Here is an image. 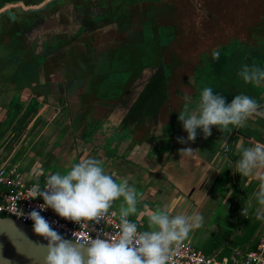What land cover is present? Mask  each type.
Returning <instances> with one entry per match:
<instances>
[{
	"label": "crops",
	"instance_id": "crops-1",
	"mask_svg": "<svg viewBox=\"0 0 264 264\" xmlns=\"http://www.w3.org/2000/svg\"><path fill=\"white\" fill-rule=\"evenodd\" d=\"M76 1L73 0L71 3L79 7L80 3ZM173 1L175 5L167 3L173 11L166 6L169 12L166 17H157L158 21L152 24L155 28L150 23H146L148 29L152 27V33L155 35L158 27L162 29L160 35H166V41L170 42L166 46L170 53L163 57V64L172 66L170 78L168 77L170 83L168 90L167 86H163L159 92L165 96L168 92L170 97H174V101L177 98L191 97L194 100L190 106L194 108L205 87H211L215 94L226 97V102L230 103L229 95L232 92L230 90L232 86L229 84L233 82L240 87L238 89V85H235V96L244 94L258 104L264 105V85L257 87L254 84L245 83L239 76V72L238 75L236 73L230 77L225 76L223 70L213 76H209L206 70L195 72L201 64L204 67L211 65V62L204 60L213 57V54H206L207 49H219L220 56L227 55L228 52L223 51H234V42H238V44L249 46L250 50L264 51V0H257V10L253 0H204L201 3L200 9L203 11L201 15H193L189 12L181 14L179 27L183 30V39L176 34L178 33V26L175 27L177 12L173 9L178 7L179 1ZM106 2H109V6L111 5L110 0ZM105 4L107 6V3ZM122 4L123 13L117 16L116 22L111 21L110 10L106 13L73 10L80 11V14H74L75 22L67 20L69 24L66 25L72 27L70 30L81 27L93 28L94 24L99 25L98 21L104 17L107 19L103 21L104 25L98 26L96 30L94 28L89 30V34H92L95 41L100 44L111 41L115 45L108 47L95 45L89 55L84 50L73 49L72 65H66L65 61L59 65L56 63L58 70L54 74L47 73L49 69H44L45 73L39 77L38 90L33 89L38 91L40 102L44 101L36 114V118L42 119V122L36 125L32 120L25 127L24 134L12 133L8 141H2L0 138V144L5 145L2 146L3 149L0 147V163L18 164L22 169H28L30 177L34 176L37 180L51 173H66L85 156L96 158L106 172L128 179L129 184L142 194L137 204L140 214L129 217L137 223L139 231L148 229L147 212L149 210L168 205L173 207L176 213L192 215L199 212L203 215V225L190 232L183 241L192 243L204 254L220 251L222 255H229L236 249L244 252L254 250L255 245L264 239V220L256 218L258 209L264 211L256 200L259 184L264 181L254 179L249 183L247 178L237 173L234 165L241 156L242 148L252 147L256 142L264 143V118L254 117L246 122L245 127L238 128L230 125L227 132H219L214 127L212 135L207 139H204L197 130L198 135L194 143L180 144L177 143V138L187 136L177 118L184 106L180 108L172 103L164 108L156 109L151 99L150 106L146 99H142V88L136 94L134 93L135 99L141 96V100L135 102L132 108V105L128 104L123 107L117 101L114 102L116 105L112 102H110L111 105L106 103L105 108L103 103L102 108L107 109L104 117L96 114L90 117L92 112L89 109L86 110L81 105L75 104L77 100L74 97L78 95H67V92L56 90V84L50 87L51 93L45 92L47 89L45 83L48 81L64 85L66 81L73 79V75L68 77L65 67H63L64 71L61 66L73 68L78 63L89 69L90 65L96 67L100 63L102 67L105 64L104 54L115 50L128 33V30L123 29V20L129 17V12H132L128 8L134 6H127L123 2ZM142 5L149 6L150 11L155 8L150 4ZM63 12L60 15L55 13L54 17L63 21L66 14ZM147 15V10L143 13L136 12V15H131L133 20L131 19L132 21L127 24L132 26L133 29L132 27L130 29L138 33L140 37L144 34L142 25ZM97 16L98 19H96ZM2 17L4 16H0V21ZM164 22L167 26H160V23ZM61 23L55 22L58 25ZM213 31L215 34L211 35L210 32ZM101 33L106 35L103 39ZM244 33L245 39L239 40L237 36ZM221 34L231 35L229 41H223L222 36H217ZM147 40L151 41L150 36ZM1 48L4 51L7 50L3 46ZM0 57L6 56L0 53ZM89 58H92L91 61ZM9 66H11L9 62L2 64L0 59L2 74L5 76L12 74L10 70H7ZM56 72H60V75ZM154 73L156 72L153 69L144 71V75L149 74L150 77ZM71 74H75V70ZM96 75L90 74L89 78L87 74L85 78L96 83L99 80ZM218 79L221 81L219 82ZM164 82L167 84L166 80ZM33 90H23L24 95L21 96L24 99L23 103L30 102ZM150 92H144L145 98H148ZM13 95L11 88L0 94L1 97H6V101L2 106L0 105V114L3 112V116L9 107L8 98ZM93 96H95L94 91L87 98L90 99ZM117 96L119 101L126 97L123 94ZM67 97L74 104H66L64 98ZM46 99L51 100L47 102ZM56 99L57 101H54ZM144 102L146 106H143ZM25 107L26 105L22 111ZM89 132L91 136L84 138L83 135H88ZM243 133L247 136L242 135ZM224 137L228 142V151L222 144ZM20 138L22 142L16 148L13 145L14 140L19 141ZM186 147L198 150L194 158L179 153ZM46 167L54 168V172L47 170ZM249 202L251 207L248 213L242 216L241 210L247 207ZM121 203L122 198L115 201L111 209L119 211Z\"/></svg>",
	"mask_w": 264,
	"mask_h": 264
},
{
	"label": "clouds",
	"instance_id": "clouds-1",
	"mask_svg": "<svg viewBox=\"0 0 264 264\" xmlns=\"http://www.w3.org/2000/svg\"><path fill=\"white\" fill-rule=\"evenodd\" d=\"M219 56V51L213 53V59H219ZM239 76L245 83L257 87L264 85V68L255 64L244 65ZM185 100L190 101V98L185 97ZM254 117L264 118V105L244 94L236 95L228 103L226 97L215 94L211 87H205L196 106L193 108L186 103L177 117L187 133L186 138L178 137L177 143H194L197 130L207 139L214 127L219 132L229 131L230 125L245 127L246 122ZM222 144L227 150L225 137ZM197 151L186 147L179 153L194 158ZM234 166L249 183L254 179L264 181V143L256 142L252 147L242 148ZM27 195L28 200L40 198L43 203L25 213L15 202L11 212L18 219L30 220L33 233L46 241L44 264H175L174 257L182 241L204 223L199 212L192 215L176 213L173 207L165 205L149 210L148 229L139 231L137 223L129 217L140 214L137 204L142 194L129 184L128 179L106 172L101 162L90 156L82 158L66 173L49 174L43 187L37 180ZM121 198L118 230L106 236L100 231L92 238L90 233L96 231L92 226L103 222L114 202ZM256 200L264 209V182L259 184ZM250 207L251 202L242 208L241 215H246ZM47 209L79 228L87 229L89 225L91 228L82 234L74 232L72 236L82 235L75 242L66 239L41 215ZM0 211L4 209L0 207ZM111 215L117 214L112 212ZM256 218L264 220V211L258 209Z\"/></svg>",
	"mask_w": 264,
	"mask_h": 264
},
{
	"label": "flooded vegetation",
	"instance_id": "flooded-vegetation-1",
	"mask_svg": "<svg viewBox=\"0 0 264 264\" xmlns=\"http://www.w3.org/2000/svg\"><path fill=\"white\" fill-rule=\"evenodd\" d=\"M125 5L127 6H135V5H153L154 7H158L156 11H148V7L145 8V10L148 11L147 18L144 19L143 22V30L144 34H147L145 37L150 36L151 41H148V38H144V34L140 37V35L134 31H132L130 28L132 26H127L129 24V21L131 22L133 18H131V15L129 14V17L126 18L123 23V29L128 30V33H126V36L124 37L123 42L117 48L113 51H108L104 54V57L106 60L105 64L101 67L100 63L98 66L94 67L91 66L89 69L85 68L82 65L76 64V67L71 68V71H69V67L67 66H61L65 67L66 74H69L70 72L75 70V74H72L73 79L68 80L65 82L64 85H61V83L56 82H46L47 87H52V85L56 84V90L64 91L69 94H76L78 97L76 98L75 104L81 105V107H84L86 110H90L92 113L90 117L93 116H99L104 117V113L107 111V109L102 108V104L105 103V108L107 105L112 102V104H115L114 102H119L123 107L128 105H132V107L135 106V102L142 99L145 100L150 106V99L152 100V105L157 108H164L166 106L171 105L174 103L177 107L182 108L186 103H192L194 99L190 98V101L185 100L184 98H177L174 101V97H170L169 93L167 92V95H163L162 92H159L163 88V86L169 85V73L172 66L168 67L163 64L165 55L170 53V50H168L166 47L167 44L170 42H167L166 35H160V31H163L162 29L157 28L156 35L152 33V27L155 28L152 24L155 23L153 19L154 13H159L157 17L163 16L166 17L168 12L167 10H164L166 6L169 5L163 4L161 0H121ZM77 3H80L79 7L82 8V10H88V3L83 0H77ZM104 9L103 11L106 13L109 11L110 6L108 5L109 2H106V0H103ZM189 4L193 6L194 9L201 10V2L200 0H188ZM107 3V6L106 4ZM153 7V8H154ZM80 11H70L66 12V14H80ZM136 15V14H135ZM63 16V15H61ZM67 16V15H65ZM61 18V17H60ZM75 19H72V22H75ZM132 19V20H131ZM52 20V19H50ZM55 20V19H54ZM53 21V20H52ZM58 22H62L61 24H55L52 22H48L46 24L51 27L53 31H56L59 36H54L57 40L56 44L53 46V49L55 50H70V49H76V50H84L89 55L92 53L93 47L96 46H111L115 45L114 43H111V41L105 42L103 45L96 42L95 38L92 34H89V29L85 27L81 28H74L73 30H70L72 27L67 26L66 24H69L68 21L61 20ZM146 23H150L152 27L148 29V25ZM133 29V27H132ZM159 32V34H158ZM158 35V36H157ZM45 37V36H44ZM52 37V35H51ZM234 51L232 54H227L226 57L219 56V59H213L211 57L210 59H204L205 61L211 62V65L209 67H204L203 64L198 66L196 68V71L206 70L209 76H213L215 73H219L220 71H225L224 69H228L231 66L236 65L238 68V71L240 72L241 67L238 66V63L241 61L246 63V65H257L261 68H264V51L263 50H257L253 49L250 50L249 46L238 44V42H234ZM228 51H225L227 53ZM236 52V53H234ZM234 53V54H233ZM85 57V55L83 54ZM92 57V55H91ZM92 58H89V61H91ZM103 60V61H104ZM203 60V61H204ZM93 61V60H92ZM202 61V62H203ZM50 62V59L47 61ZM234 62V63H233ZM236 62V63H235ZM104 63V62H103ZM203 66V67H202ZM68 69V70H67ZM98 69V71H97ZM147 69H153L156 73L152 74L150 77L149 74L144 75V71ZM211 69V71H210ZM88 74L90 78V74L96 75L99 80L94 83L88 81L85 76ZM169 77V78H168ZM147 78V79H143ZM164 80L167 81V84L164 82ZM87 81V82H85ZM55 86V85H54ZM142 88V95L139 96L137 99H135V94L137 91ZM165 88V87H164ZM86 89L88 91H86ZM166 89V88H165ZM78 91H81L79 94L76 93ZM94 91L95 96L91 97L90 99L87 98L90 93ZM145 91H151L148 95V98H145ZM89 92V93H88ZM135 93V94H134ZM118 94H123L126 97H123L122 99L118 98ZM133 94V96H130ZM75 96V95H74ZM130 96V97H129ZM73 97V96H72ZM188 97V96H187ZM66 100V104L71 105L74 103H71L69 101V98H64ZM107 103V105H106ZM111 105V104H110ZM143 106H146V103H143ZM39 111V110H38ZM23 111H19L17 113L10 112V115H4L0 116L5 120H11L7 123H13L12 125L15 126V124L19 125L20 121L19 118L23 115ZM96 114V115H95ZM37 116V115H36ZM36 116L32 119L36 125H40L42 122V119L36 118ZM31 120V121H32ZM29 121L28 124L31 123ZM19 122V123H16ZM12 126V128H13ZM14 130V129H12ZM15 134L19 133V131L14 130ZM24 131V129H23Z\"/></svg>",
	"mask_w": 264,
	"mask_h": 264
},
{
	"label": "water",
	"instance_id": "water-1",
	"mask_svg": "<svg viewBox=\"0 0 264 264\" xmlns=\"http://www.w3.org/2000/svg\"><path fill=\"white\" fill-rule=\"evenodd\" d=\"M72 1L73 0L18 1L3 5L0 8V10H2L0 11V16H4L0 21V53L6 56L0 57V59L2 60V64L7 62L11 64L7 70L12 72L11 76H5L2 74L3 66L0 67V94L11 88L12 95H14L8 99L12 100L15 98L24 101V99L21 98V96L24 95V89H37V87L40 86V81L38 80L31 86H28L29 83H27L26 75L22 73L24 71V67L31 63L36 64L38 67V79L40 75L45 73L44 69H49L47 73L54 74L55 71L58 70L57 64L59 65L61 62L65 61L64 63H66V65H72L74 50L53 49V46L57 42V40L53 37L55 35H59L56 31H53L49 25L46 26L48 22L55 23L58 21L54 17L55 13L60 15L63 11L64 14L65 12L82 9L71 3ZM83 1L88 3V10L91 12H99L104 9L103 0H91V2H89V0ZM110 2V19L111 21L114 20V22H116L118 19L117 16L120 13H123L121 10L123 4L120 0H110ZM178 8L179 7H173V9L177 12L175 15V27L178 26V33H176V31L174 32L178 34L181 39H183L184 33L179 27L181 25L180 17L182 13H179L180 9L178 10ZM128 9H131L130 11L132 12H129V14L131 13L132 16H134L136 12L143 13L145 11V9H141L139 5ZM157 9L158 8L155 7L153 11H156ZM169 9L173 11L171 6H169ZM55 10H57V12H55ZM149 10L150 8H148V11ZM164 10L168 9L165 8ZM158 14L159 13L153 14L152 20H154L155 23L158 21ZM64 15H67L63 19L65 21L74 19L72 14ZM96 19H98V16ZM104 20L107 21V19L102 17L98 21L100 22L99 25L94 24V30L98 29V26H103ZM96 22L97 21H95V23ZM160 26L165 27L167 24H165V22L160 23ZM93 28H89V30ZM257 29L258 28L256 27V30ZM210 34L214 35L215 31L210 32ZM146 35L147 34H144V38ZM105 36L106 35L101 33L102 39ZM217 36H222L223 41H229L231 37V35L223 34ZM237 37L239 40H242V38L246 37V35L245 33L239 34ZM1 46L9 50V52H6L7 50L4 51ZM216 51H219V49H207L206 54L210 55ZM49 59L50 62H47ZM69 71H71V67L69 68ZM57 74L60 75V72ZM71 75V72L67 74L68 77H71ZM33 91L32 98H35L41 106L44 101L40 102L39 97H35L38 91ZM45 92H48L47 89H45ZM46 100L48 102V100L51 99ZM4 101H6V97L3 98L0 96L1 106ZM54 101H57V99ZM23 104L24 106H27L28 102H24ZM45 244L46 241L42 240V238L33 233L32 226L24 225L11 219L0 218V264H44V257L46 255V249L44 247Z\"/></svg>",
	"mask_w": 264,
	"mask_h": 264
},
{
	"label": "built area",
	"instance_id": "built-area-1",
	"mask_svg": "<svg viewBox=\"0 0 264 264\" xmlns=\"http://www.w3.org/2000/svg\"><path fill=\"white\" fill-rule=\"evenodd\" d=\"M228 151V148L227 150ZM48 176H43L37 179L41 187L46 183ZM27 176V173L18 164L3 162L0 163V207L4 211H0V218H7L19 222L24 225L32 226V222L26 219H18L12 215L11 208L13 203H17V207L22 208L25 213L36 208L38 204H42L43 200L37 198L28 200L29 188L37 183ZM115 212L117 215L112 216ZM51 224V226L62 234L66 239H72L75 242L81 239L82 235H73L74 232L82 234L89 231V228H79L77 224L65 221L58 217L51 209H47L41 213ZM119 223V211L110 209L109 216L100 224L93 225L96 231L90 233L92 238H95L98 232L102 231L105 236L115 233L117 224ZM175 264H264V239L258 242L256 248L252 251L244 252L241 250H233L229 255H222L220 251L211 254H204L198 250L195 245L190 242L182 241L176 256L174 257Z\"/></svg>",
	"mask_w": 264,
	"mask_h": 264
},
{
	"label": "trees",
	"instance_id": "trees-1",
	"mask_svg": "<svg viewBox=\"0 0 264 264\" xmlns=\"http://www.w3.org/2000/svg\"><path fill=\"white\" fill-rule=\"evenodd\" d=\"M18 1L26 2L29 0H0V8L3 5L11 4L13 2H18ZM226 56H227L226 54L222 55V57H226ZM22 73L26 75L27 83H29L28 86H31L34 82L39 80L38 79V67L34 63H31L28 66H25L24 71ZM50 89H51L50 87H47L48 92H51ZM36 94H35L36 95L35 97H40L39 93H36ZM42 106H43V103L40 106V104H38L35 98L30 99V102H28V105L23 109V112H24L23 115L19 118L20 124L19 125L15 124L16 126L15 130L22 132L23 129H25V127L27 126V123H29V121H31L36 116L39 108H41ZM23 107H24V104L20 99L14 98L10 100L9 107H8L9 110L7 109L8 115H10V112L17 113L21 111ZM7 112L5 110L4 115H7ZM16 123H19V122H16ZM242 135L247 136V134L245 133H243ZM88 136H91V132H89L88 135L87 134L83 135L84 138ZM256 245L254 249L256 248Z\"/></svg>",
	"mask_w": 264,
	"mask_h": 264
},
{
	"label": "rangeland",
	"instance_id": "rangeland-1",
	"mask_svg": "<svg viewBox=\"0 0 264 264\" xmlns=\"http://www.w3.org/2000/svg\"><path fill=\"white\" fill-rule=\"evenodd\" d=\"M162 1V3L163 4H169V3H173L174 5H175V2L173 1V0H161ZM176 1H179V3H180V7H179V3H178V10L180 9V11H179V13H192L193 15H201L202 13H203V11H201V10H199L198 8L197 9H194L193 8V6L191 5V4H189V2H188V0H183V1H186V2H183L182 0H176ZM204 0H200V2L202 3ZM256 2H257V0H253V4L255 5V9L257 10V4H256ZM140 7H141V9L143 8V9H145L147 6H142V4L140 5ZM145 38H148V37H145ZM242 39H245L244 37L242 38ZM102 44H103V42H102ZM228 51V53L227 54H232V52L233 51H229V50H227ZM189 52V51H188ZM244 65H246V63H244V62H242L241 63V61L238 63V66H240L241 68L244 66ZM225 71H224V75L225 76H228V77H230V76H233V75H236V73H237V75H238V68H237V66L236 65H234V66H231V67H229L228 69H224ZM221 79V78H220ZM220 79H218V81L220 82L221 80ZM235 81H237V80H235ZM235 85H238L237 83H233V82H230V84H229V86H232L231 88H230V90L232 91L231 93H230V95H229V98L232 100L234 97H235V95H234V93H235V91H236V88H235ZM238 89L240 88L239 87V85H238V87H237ZM238 89H237V91H238ZM241 89H242V87H241ZM3 113V112H2ZM2 113H1V115H2ZM10 122L11 120L9 119H7V120H5V118L3 119L2 117H0V138H1V140L2 141H8L10 138H11V136H12V133H14V135H15V127L16 126H13L12 124L13 123H10L9 125H7L8 123H6V122ZM12 126H13V128H12ZM12 129H14V130H12ZM34 131V130H33ZM24 131H22L21 133H20V135H22V134H24L23 133ZM22 142V140H21V138H20V140L18 141V140H14V143H13V145L17 148L18 146H19V143H21ZM2 146L4 147L5 145H4V143H2V144H0V147H1V149H3L2 148ZM13 148V147H12ZM5 149V148H4ZM47 168V170H53L54 168H48V167H46ZM24 170V169H23ZM27 170L28 169H25L24 171H26L27 172ZM52 172H54V170L52 171ZM27 176H30L29 175V173L27 172ZM32 176V175H31ZM34 179V181H31L32 183H34L35 182V177L34 176H32V177H30V179L31 180H33Z\"/></svg>",
	"mask_w": 264,
	"mask_h": 264
}]
</instances>
